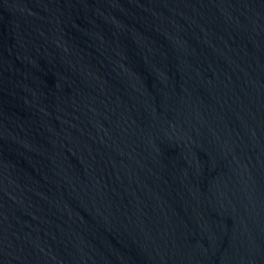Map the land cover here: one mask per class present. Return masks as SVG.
<instances>
[{"label": "water", "instance_id": "95a60500", "mask_svg": "<svg viewBox=\"0 0 264 264\" xmlns=\"http://www.w3.org/2000/svg\"><path fill=\"white\" fill-rule=\"evenodd\" d=\"M0 264H264V0H0Z\"/></svg>", "mask_w": 264, "mask_h": 264}]
</instances>
